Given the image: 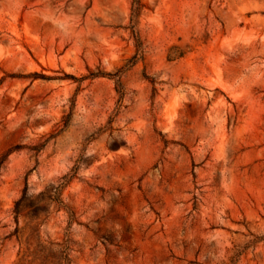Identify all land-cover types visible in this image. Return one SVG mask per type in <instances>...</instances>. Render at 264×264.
Wrapping results in <instances>:
<instances>
[{"label":"rangeland","instance_id":"1","mask_svg":"<svg viewBox=\"0 0 264 264\" xmlns=\"http://www.w3.org/2000/svg\"><path fill=\"white\" fill-rule=\"evenodd\" d=\"M141 4L0 0V264H264V0Z\"/></svg>","mask_w":264,"mask_h":264},{"label":"trees","instance_id":"2","mask_svg":"<svg viewBox=\"0 0 264 264\" xmlns=\"http://www.w3.org/2000/svg\"><path fill=\"white\" fill-rule=\"evenodd\" d=\"M135 5H136L135 8H133V21H134V23L136 21L135 18L138 16L141 5H142L141 0H135ZM133 27H134V25H133ZM92 74L94 76L96 75L95 73H92ZM117 88H118V91L121 93V97H122L123 92H122V86H121V80L120 79H117ZM1 166H2V162L0 161V171H1ZM74 176H75V173H69V174L64 175L60 179V182L58 184H55V183L50 184L46 188V190L41 191L40 194L46 195L48 200L52 203L57 202L58 204H60V206H65V202L62 198V194H63L65 187L71 182V180L73 179ZM28 189H29V187L27 185L23 191L22 196L16 201L15 212H16V220L17 221H18L19 215L21 213V208L26 202Z\"/></svg>","mask_w":264,"mask_h":264}]
</instances>
